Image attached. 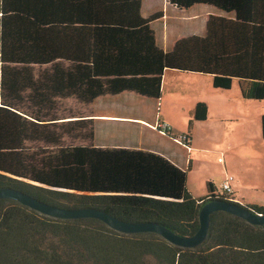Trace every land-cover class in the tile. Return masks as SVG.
<instances>
[{
    "label": "trees",
    "instance_id": "16d2710c",
    "mask_svg": "<svg viewBox=\"0 0 264 264\" xmlns=\"http://www.w3.org/2000/svg\"><path fill=\"white\" fill-rule=\"evenodd\" d=\"M144 1L0 0V187L191 236L218 188L208 182V195L196 198L188 169L164 155L94 144L93 119L62 115L61 103L123 93L159 102L167 70L209 75L222 90L237 81L243 99L262 100L264 0H168L179 10L202 4L226 13L209 15L204 36L178 39L168 51L153 28L162 14L144 17ZM207 118V104L198 102L187 134L172 126L165 133L190 148L193 121ZM261 131L264 139V115ZM230 197L220 199L235 202ZM243 206L264 214L263 205ZM0 264H264V226L217 211L205 243L184 248L156 233L54 218L4 198Z\"/></svg>",
    "mask_w": 264,
    "mask_h": 264
},
{
    "label": "rangeland",
    "instance_id": "374dc122",
    "mask_svg": "<svg viewBox=\"0 0 264 264\" xmlns=\"http://www.w3.org/2000/svg\"><path fill=\"white\" fill-rule=\"evenodd\" d=\"M141 12L144 17L162 14L153 28L157 43L165 51L178 39L204 36L209 15L226 14L211 5L202 4L189 10H178L167 5L166 0L145 1ZM233 92L235 97L239 93L236 82L229 90L213 89L208 75L168 71L159 102L125 93L118 97L100 98L90 105L65 100L61 107L62 115L71 112L93 119L94 144L117 143L114 145L146 148L156 153L165 151L174 162L188 169V190L196 198L208 195V182L220 189L224 178L232 175L235 178L232 188L238 199L234 203L264 206V139L261 131L264 98L244 100L240 97L236 101ZM218 96L222 98L219 105ZM198 102L209 105V115L204 121H193L190 148L153 128L159 120L153 121L162 115L176 132L187 134L189 120L193 118L189 109ZM118 114L139 116L154 124L116 118Z\"/></svg>",
    "mask_w": 264,
    "mask_h": 264
},
{
    "label": "water",
    "instance_id": "95a60500",
    "mask_svg": "<svg viewBox=\"0 0 264 264\" xmlns=\"http://www.w3.org/2000/svg\"><path fill=\"white\" fill-rule=\"evenodd\" d=\"M13 199L44 215L62 219L98 218L109 227L127 234L156 233L169 242L184 247L197 248L205 243L210 231L211 215L226 211L256 226H264V214L257 213L241 204L223 199H207L199 213L200 227L191 236L180 235L157 221L129 222L119 219L96 207H63L38 199L13 187H0V199Z\"/></svg>",
    "mask_w": 264,
    "mask_h": 264
},
{
    "label": "crops",
    "instance_id": "0c3cea01",
    "mask_svg": "<svg viewBox=\"0 0 264 264\" xmlns=\"http://www.w3.org/2000/svg\"><path fill=\"white\" fill-rule=\"evenodd\" d=\"M145 1H148V0H145ZM144 1V2H145ZM143 2V3H144ZM166 3H167V5H169V6H171V7H173V8H175L174 6H172V5H170L169 4V2H168V0H166ZM175 9H177V8H175ZM191 9V8H190ZM179 10V9H178ZM187 10H189V9H187ZM157 22V21H156ZM206 22V21H205ZM204 32H205V29H204ZM157 38V37H156ZM175 43V42H174ZM174 45V44H173ZM172 48V47H171ZM170 48V49H171ZM169 49V50H170ZM168 71H176V70H167L166 72H168ZM166 72H165V74H166ZM176 72H179V71H176ZM180 73H184V72H180ZM194 74H200V73H194ZM202 75H205V74H202ZM164 77H165V75H164ZM208 77L211 79V82H212V78H211V76H209L208 75ZM163 80H164V78H163ZM234 82H236V85H237V88H238V90H239V86H238V83H237V81H234ZM233 86V85H232ZM213 89H217V88H214L213 87ZM222 90V89H221ZM123 94H125V93H123ZM123 94H121V95H123ZM127 94H130V93H127ZM130 95H134L135 96V94H130ZM120 96V95H119ZM233 97H235V95H234V92H233V95H232ZM118 97V96H117ZM240 97H241V95H240V91H239V93H238V95L235 97L236 98V101H239V99H240ZM218 98H219V100L217 101V105H219V102H220V100L222 99L221 98V96H218ZM242 98V97H241ZM243 99V98H242ZM245 100V99H244ZM157 101V100H156ZM212 105H216V103H211ZM195 107V106H194ZM207 107L209 108V105L207 104ZM193 112H194V108H190L189 109V113H191V114H193ZM209 115V114H208ZM115 117L116 118H128V119H132V120H136V121H141L142 123H144V124H148V125H150V124H154V123H150V122H148L145 118H141V117H139V116H134V115H128V114H126V115H123V114H118V115H115ZM221 118V117H220ZM208 119V118H207ZM158 120H161V121H165V122H168L167 120H165L163 117H162V115H159V116H157V118H156V120L155 121H153V122H156V121H158ZM169 124H170V122H168ZM144 124H141L142 126H144ZM174 128V127H173ZM159 132V131H158ZM174 139V141H177L175 138H173ZM178 143H179V141H177ZM106 142H104V144H105ZM109 144V143H108ZM161 153V152H160ZM163 153V155L165 156V157H168V159H170L172 162H174L173 161V159H171L166 153H165V151H163L162 152ZM161 153V154H162ZM176 162V161H175ZM174 162V163H175ZM176 165H178L179 167H181V168H183V169H185V165H179L177 162L175 163ZM238 200V199H237Z\"/></svg>",
    "mask_w": 264,
    "mask_h": 264
},
{
    "label": "built area",
    "instance_id": "2783aa9c",
    "mask_svg": "<svg viewBox=\"0 0 264 264\" xmlns=\"http://www.w3.org/2000/svg\"><path fill=\"white\" fill-rule=\"evenodd\" d=\"M154 129L164 133L165 131H169L171 130V126L170 124L163 122V121H158L157 124H155V126H153ZM176 139V138H175ZM177 141H179L180 143H182L179 139H176ZM183 144V143H182ZM235 178L232 175H228L224 178L223 182L220 185V189H217L214 192L215 197H209L212 199H220L221 196H223L224 194L231 196L230 200L233 201H238L237 198L235 196L232 197V195L234 194L233 188H232V181H234ZM220 196V197H219Z\"/></svg>",
    "mask_w": 264,
    "mask_h": 264
}]
</instances>
